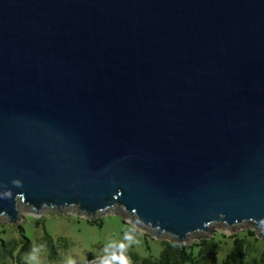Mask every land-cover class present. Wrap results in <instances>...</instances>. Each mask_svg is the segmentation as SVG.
Instances as JSON below:
<instances>
[{"label":"water","instance_id":"95a60500","mask_svg":"<svg viewBox=\"0 0 264 264\" xmlns=\"http://www.w3.org/2000/svg\"><path fill=\"white\" fill-rule=\"evenodd\" d=\"M20 212L264 240V0H0V223Z\"/></svg>","mask_w":264,"mask_h":264},{"label":"rangeland","instance_id":"374dc122","mask_svg":"<svg viewBox=\"0 0 264 264\" xmlns=\"http://www.w3.org/2000/svg\"><path fill=\"white\" fill-rule=\"evenodd\" d=\"M249 232L252 231L228 234L216 228L210 235L197 237L184 246L218 236L229 244L220 252V260L228 252L234 238L245 236L251 248L264 251V240L255 234L254 238L250 237ZM24 235L30 240V246L20 254L25 242ZM47 237L56 244L54 259H51ZM255 239L262 244L259 245ZM164 241L169 240L145 235L129 222L112 215L86 219L67 212H41L34 217L20 212L17 225L0 223V264H18L17 254L25 264H135L131 261L120 262L118 256L125 254L128 259L126 253L130 252L140 259L158 257ZM4 242L11 243V256L3 255Z\"/></svg>","mask_w":264,"mask_h":264},{"label":"trees","instance_id":"16d2710c","mask_svg":"<svg viewBox=\"0 0 264 264\" xmlns=\"http://www.w3.org/2000/svg\"><path fill=\"white\" fill-rule=\"evenodd\" d=\"M249 235L254 238L253 232H249ZM23 237L25 242L20 254L27 251L30 246V240L25 235ZM46 239L51 252V259H54L56 244L49 237ZM255 241L257 240L255 239ZM257 243L262 244L261 241H257ZM228 245V242L221 241L218 236L203 239L197 244L182 248L173 241H164L158 257L150 256L140 259L138 255L130 252L126 253L128 259L124 256L125 254H120L118 257L120 262L131 261L135 264H264V251L251 248L246 242L245 236L234 238L228 252L218 260L220 252ZM2 251L4 256H11V243L4 242ZM20 254H17V263L25 264L20 260Z\"/></svg>","mask_w":264,"mask_h":264}]
</instances>
